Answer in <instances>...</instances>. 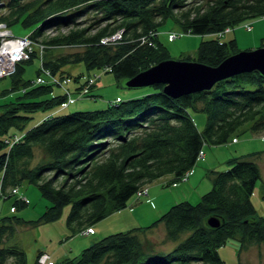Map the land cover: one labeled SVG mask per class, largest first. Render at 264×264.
Segmentation results:
<instances>
[{"label":"trees","instance_id":"16d2710c","mask_svg":"<svg viewBox=\"0 0 264 264\" xmlns=\"http://www.w3.org/2000/svg\"><path fill=\"white\" fill-rule=\"evenodd\" d=\"M89 12L95 15L88 24L77 20ZM263 16L264 0H0V21L6 26L19 24L49 47L76 49L41 59L31 52L16 61L9 74L8 89H18L15 102L0 103V193L8 198L26 181L50 205L34 219L0 217V264H26L24 250L13 242L21 222L35 226L56 220L68 205L66 224L69 235H75L124 208L153 180L165 175L180 180L195 165L203 144L227 143L235 139L236 131L264 135V75L257 70L232 74L208 89L178 97L163 92V84H152L138 97L69 113H56L65 98L45 71L68 77L65 67L81 63L87 69L111 71L120 84L169 58L161 33L156 34L168 19L183 31L210 36L200 39L194 55L180 59L216 66L238 51L234 38L221 40L217 33ZM61 25L67 30L43 37L47 29ZM117 32L119 37L102 41ZM33 58L39 64L33 78H25ZM37 76L46 83L33 84ZM86 78L73 84L76 93ZM2 106L6 107L1 110ZM45 108L56 114L40 117L28 127L33 113ZM191 110L205 113L202 129L195 125ZM16 135L21 139L10 146ZM34 146L44 148L49 159L31 166ZM250 156L230 157L227 168L208 171L211 186L198 200L176 201L147 227L162 223L168 239L178 240L169 251L136 257L141 245L137 228L103 236L75 258L65 257L57 264H224L218 248L227 242L236 241L238 249L263 243L264 217L255 214L251 201L260 170ZM25 205L17 198L12 203L15 209ZM209 215L222 223L208 227Z\"/></svg>","mask_w":264,"mask_h":264},{"label":"rangeland","instance_id":"374dc122","mask_svg":"<svg viewBox=\"0 0 264 264\" xmlns=\"http://www.w3.org/2000/svg\"><path fill=\"white\" fill-rule=\"evenodd\" d=\"M93 15L95 13L89 12L84 16L78 17L77 20L83 24H88L93 20ZM6 28L10 33L12 31L14 35H24L27 33V29L21 27L19 24L13 25L11 28L7 26ZM234 28L228 32L224 31L219 36L221 40L234 38L238 50L260 46L262 45V41L264 43V16L242 21L235 25ZM66 30L67 27L63 25L59 28H54V30H50L49 28L43 33V37L49 34L54 35L52 34L53 32H64ZM170 31H175L179 35L176 38L170 39L168 37ZM160 33V40L163 42L165 48H167L169 58L172 59H180L182 55L185 56L187 53L194 55L200 39L210 37L208 35L201 37L189 33V31H183L169 19L159 26L156 34ZM40 38L42 39V37ZM41 39L36 41L37 44L32 50L40 59L43 56L76 51L75 48L49 47L46 43L41 42ZM49 49L52 52L48 53L50 51ZM37 59L33 58L32 63L27 65L24 74L25 78H33L35 69L39 64ZM13 70L9 73L0 74V90L7 88V90H4L5 93H2L4 97L2 95L0 97V103L9 101V99L13 102L17 100V93L14 95V91L18 86L8 89L11 83L9 74ZM64 73L70 77V80L66 82V86L63 80L68 77L50 76L48 79L49 82H53V85L61 89L60 92L63 93V98L66 99L65 103L56 113L60 111L62 113H69L77 110H94L106 107L105 105L117 96L122 100H126L150 91L148 86L140 88L121 86L115 80L111 71L87 69L81 63L75 66L65 67ZM92 73H100V76L90 84L88 77ZM72 76H78L77 79L79 80L72 79ZM85 77L88 79L86 78L81 89H79L80 93H76L74 91L76 85L73 84L79 85ZM32 82L33 84L46 83V81H37V79H34ZM62 83L64 86L61 87L59 84ZM7 104L8 106H12L11 103ZM3 107L6 106H2L1 110H3ZM51 110L49 108L38 109L28 120L27 126L30 127L33 125L40 117L43 120L52 114H56L53 113L55 111ZM191 115L194 118L195 125L199 129H202L203 123L204 125L206 123L205 113L191 110ZM234 135L235 140H228L227 143L221 145L203 144L202 155L198 157L195 165L189 170L185 179L178 180L173 179L171 175H165L153 180L145 185L146 193L142 194L143 196L138 198L135 196V199H130L124 208L110 213L92 225L90 233L80 234L79 232L75 235H69V228L66 224V215L69 206L65 205L59 218L56 220L35 226L25 225L21 222L18 225L19 230L16 232L13 242L24 250L26 264H43L39 261L41 258H44L45 261H49L52 264H57L59 260L65 257L75 258L86 246L99 240L103 236L114 232L139 228L141 230L137 231V234L140 238L141 245L136 250V257L138 255L147 256L151 253L169 251L177 244L178 240L168 239L162 223H157L149 229L147 227L152 225L153 221L159 218L176 201L186 199L195 202L198 200L200 195L211 186V181L207 177L208 171L225 169L228 167L226 161L230 157L246 156L249 154L253 155L250 157L254 158L260 170V178L254 185L251 201L255 209V214L264 217V136L251 134L248 130L242 132L236 131ZM48 159L49 156L44 148L39 146L33 147L31 166L36 165V163L41 164ZM15 198L24 201L26 205L20 209L13 208L12 203ZM49 205L50 201L40 194L34 184L24 181L18 187L11 190L8 198H3L2 195L0 196V217L13 214L24 219H34L43 213ZM184 234L181 235L182 238ZM218 254L224 261V264H262L264 262V242L245 245L238 249L237 242L232 240L219 247Z\"/></svg>","mask_w":264,"mask_h":264},{"label":"water","instance_id":"95a60500","mask_svg":"<svg viewBox=\"0 0 264 264\" xmlns=\"http://www.w3.org/2000/svg\"><path fill=\"white\" fill-rule=\"evenodd\" d=\"M257 70L264 75V45L238 50L228 55L216 66H208L194 60L163 59L134 76L120 81L121 86L140 88L161 83L162 91L172 97L210 88L217 80L232 74ZM210 228H216L222 220L215 215L205 218Z\"/></svg>","mask_w":264,"mask_h":264},{"label":"built area","instance_id":"2783aa9c","mask_svg":"<svg viewBox=\"0 0 264 264\" xmlns=\"http://www.w3.org/2000/svg\"><path fill=\"white\" fill-rule=\"evenodd\" d=\"M6 27L7 26L5 25V23L0 21V51L1 50L4 51L3 55L0 54V74L1 73H9L10 71L13 70V66H14L16 61L27 58L29 56V54L32 52V50L35 48V46L37 44L36 41H38V40H35V39L31 38L29 33H26L24 35H14L12 33V31L10 33ZM227 30L228 29L225 28L223 31L218 32L217 35H221L224 31H227ZM178 35L179 34L177 32H175V31H170L168 33V37L170 39L176 38ZM117 37H119V33L118 32L115 33L113 36H111L109 38H103L102 41L104 42V41H107L109 39L113 40V39H115ZM45 74L48 76V78L50 76L51 77H56V76L48 74L47 71H45ZM99 76H100V73H93V74L89 75V77H88L89 78V83L90 84L93 83L94 80L96 78H98ZM35 79H37V81H42V82L44 81L42 79V77H40V76H37ZM53 80H55V78H53ZM63 82H64V84L66 86L67 79H64ZM64 84L62 83V84H59V85L62 87V86H64ZM79 93H80V91H79ZM118 99H119L118 97H115V99L111 100V102L118 101ZM65 101H66V99L62 102L61 106L65 103ZM20 137H21V135L20 136L16 135L13 138V141L9 145L11 146L13 142L18 141L20 139ZM232 140H235V139L233 138ZM201 155H202V150L200 151V155L199 156H201ZM188 173H189V171L184 173L181 176L180 179H185L187 177ZM144 193H146L145 185L142 186L141 188H139L135 192V196L138 198L140 196H143L142 194H144ZM0 196H1V194H0ZM134 199H135V197H134ZM90 232H91L90 227H87V228L82 229L80 231V234H85V233H90ZM39 261L41 263H43V264H52L49 261H45L44 258H41Z\"/></svg>","mask_w":264,"mask_h":264},{"label":"bare ground","instance_id":"6f19581e","mask_svg":"<svg viewBox=\"0 0 264 264\" xmlns=\"http://www.w3.org/2000/svg\"><path fill=\"white\" fill-rule=\"evenodd\" d=\"M0 54H1V55H3V54H4V51H3V50H1V51H0Z\"/></svg>","mask_w":264,"mask_h":264}]
</instances>
